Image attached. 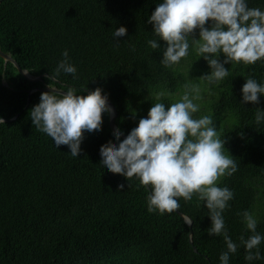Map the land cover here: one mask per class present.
Masks as SVG:
<instances>
[{
    "label": "trees",
    "instance_id": "1",
    "mask_svg": "<svg viewBox=\"0 0 264 264\" xmlns=\"http://www.w3.org/2000/svg\"><path fill=\"white\" fill-rule=\"evenodd\" d=\"M162 2L0 3V51L33 77L47 75L32 82L0 56V119L4 121L0 123V264H221L219 257L227 250L223 235L208 234L209 210L198 194L190 201L177 198L178 210L193 221L190 228L176 212L149 213L147 186L101 165V146L117 143L108 113L102 115L101 131L84 133L77 157L66 145L57 148L29 117L41 93L47 92L42 90L46 85L64 92L75 88L78 95H87L86 88H101L115 106L116 125L126 136L147 117L153 103L170 106L173 102L165 96L156 102L154 96L180 92L187 77L176 64L165 67L160 62L166 44L154 35L148 19ZM246 3L264 11V0ZM119 27H125L127 34L115 39ZM195 38L199 39L198 30ZM151 39L160 48L151 49L147 44ZM65 50L77 69L75 78L61 71L56 79H49ZM194 53L189 38L187 56ZM195 65L197 76L210 74L201 55ZM225 67L229 75L211 85L218 89L212 118L238 166L216 185L234 193L222 213L228 235L238 245L228 264H264V240L258 245L261 258L252 261L245 259L247 252L239 241L241 235L247 239L252 234L242 213L253 214L259 198L264 199V121L255 122V110L264 111V95L258 104H242L241 91L250 75L264 85V59ZM120 184L125 185L123 191H118ZM256 232L264 236V210Z\"/></svg>",
    "mask_w": 264,
    "mask_h": 264
},
{
    "label": "clouds",
    "instance_id": "2",
    "mask_svg": "<svg viewBox=\"0 0 264 264\" xmlns=\"http://www.w3.org/2000/svg\"><path fill=\"white\" fill-rule=\"evenodd\" d=\"M148 23L153 26L154 35L166 44L160 61L165 67L188 55L191 38L197 54L210 67V74L199 78L208 85L229 75L225 65L233 62L252 65L264 59V11L248 7L246 0H163ZM197 30L199 39L195 38ZM126 34L127 29L119 27L113 36L116 39ZM147 44L153 50L160 48L156 39L148 40ZM62 55L64 59L49 79H56L61 71L75 78L77 69L69 62L67 50ZM184 88L179 102L168 107L153 103L147 117L141 118L122 141L123 133L116 129L113 134L117 143L109 141L100 148L101 165L114 175L135 177L140 185H150L149 213L175 212L180 208L178 197L190 201L194 193L198 194L209 210L208 234L223 235L227 250L219 259L221 264H228L229 254L235 253L238 245L228 235L222 213L234 193L227 187L216 186V182L225 174H234L238 166L224 148L226 140L219 138L212 116L193 117L199 111V105L193 101L201 99L200 86L188 83ZM102 91L96 88L87 95H78L75 88L66 92L51 89L41 93L40 102L30 110L29 117L37 131L51 137L57 148L66 145L71 155L77 157L84 133L101 131L102 115L113 114L108 96ZM241 91L242 104H258L259 96L264 95V85L250 75ZM261 121L264 111L257 108L255 122ZM0 123L4 124L3 119ZM124 188V184L118 185V191ZM242 216L246 229L252 233L247 239L244 235L239 237L247 252L245 259H260L258 245L264 236L256 232L257 220L250 211H244Z\"/></svg>",
    "mask_w": 264,
    "mask_h": 264
},
{
    "label": "rangeland",
    "instance_id": "3",
    "mask_svg": "<svg viewBox=\"0 0 264 264\" xmlns=\"http://www.w3.org/2000/svg\"><path fill=\"white\" fill-rule=\"evenodd\" d=\"M209 25L210 23L206 24L205 26L208 27ZM199 56L200 55H198L195 50L194 56H186L182 58L178 63H176V67L181 72H183L187 77V84L193 83V84H198L200 86L201 99L193 101L195 104L199 105V111L193 114V117L197 119L204 115L212 116L213 114L212 107L213 104L216 102L218 96L217 85H208L206 81H201L199 79L200 78L199 75L197 76L198 71L195 62ZM6 85H8V83H6ZM184 92H185V88H183L180 92L175 94L163 93V95L161 94L156 95L154 96L153 101L156 102L157 100L165 96L166 99L171 100L173 103L179 102ZM193 95H195V93H193ZM157 97H159V99H157ZM151 101L150 98H147V102H151ZM226 153L227 152L225 151V155H227ZM220 180L221 177L217 180L216 185L219 183ZM263 210H264V199L263 197H261L258 200V203L255 208V212L252 214L256 220H259Z\"/></svg>",
    "mask_w": 264,
    "mask_h": 264
},
{
    "label": "water",
    "instance_id": "4",
    "mask_svg": "<svg viewBox=\"0 0 264 264\" xmlns=\"http://www.w3.org/2000/svg\"><path fill=\"white\" fill-rule=\"evenodd\" d=\"M2 2V0H0V3ZM0 56L3 57L5 59L6 62H11L13 63L17 69L19 70V72L21 74H23L27 79H29L30 81L32 82H39V81H42V79L44 77H47V75H41V76H38V77H33L32 75H30L27 71L23 70L19 65L18 63L9 55V54H5L3 52L0 51ZM55 89L56 91L58 92H64L62 90H59L57 89L56 87H51L49 85H46L44 86V88L42 89L43 91H50L51 89ZM87 94H88V91H87ZM108 105L111 107V109L113 110V114L110 115L111 116V119H110V127L112 129L113 132H115L116 129H118L117 125H116V119H117V116H118V113H117V110L115 108V106L113 105L112 101L108 98ZM15 119V118H14ZM13 119V120H14ZM121 137L123 139H125L127 136L126 135H121ZM148 190L150 189L149 186H147ZM177 214H179L184 220L185 222L188 224V226L190 228H192V225H193V221L190 217L186 216L185 214H183L180 210H177L175 211ZM190 243L193 245V240H192V232L190 234ZM194 250L197 252L196 248L194 247Z\"/></svg>",
    "mask_w": 264,
    "mask_h": 264
}]
</instances>
